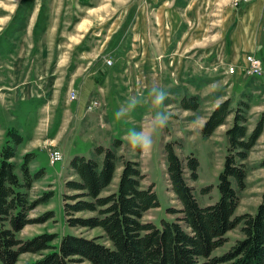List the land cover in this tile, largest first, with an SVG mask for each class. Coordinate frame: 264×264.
<instances>
[{
	"label": "trees",
	"instance_id": "1",
	"mask_svg": "<svg viewBox=\"0 0 264 264\" xmlns=\"http://www.w3.org/2000/svg\"><path fill=\"white\" fill-rule=\"evenodd\" d=\"M34 6L35 0H21L11 26L20 21L18 30L27 28ZM41 15L42 9L34 28L37 38ZM250 102L248 93L236 106L229 97L215 106L202 125V135L211 137L233 115V122L225 133L227 153L218 176L219 198L213 203L202 205L191 184L199 178V159L194 154L182 158L175 150V142L165 143L169 190L181 204L179 209L168 208V212L181 213V216L162 218L160 225L144 221L145 214L159 207L160 202L155 184H143L147 174L141 169V163L120 153L124 145L122 139L115 138L110 146H96L89 156L75 154L69 161L64 183L66 224L72 228H101L104 234L87 237L68 233L62 236L59 244L55 243L59 236L56 233L43 232L26 239L18 237L27 225L54 218L53 211L42 217L30 216L32 210L50 201L54 191L32 197L34 184L43 177L44 170L31 169L35 152H27L20 163L16 162L23 136L8 130L0 154L1 264H19L25 253L41 256L23 264H71L73 261L92 264H264V190L254 212L236 214L240 192L247 185L246 160L264 131L263 119L249 131ZM200 105L198 95H187L181 100V107L186 110L198 111ZM260 166L264 167V159ZM210 189L211 186H207L201 191L208 193ZM80 213L92 214L78 215ZM236 228H240L242 236L225 252L215 254L228 242L227 233ZM102 238L109 243L101 241Z\"/></svg>",
	"mask_w": 264,
	"mask_h": 264
},
{
	"label": "rangeland",
	"instance_id": "2",
	"mask_svg": "<svg viewBox=\"0 0 264 264\" xmlns=\"http://www.w3.org/2000/svg\"><path fill=\"white\" fill-rule=\"evenodd\" d=\"M20 1L21 0H0V34L3 33L2 36H0V43H4L5 47L10 49L11 59H13L17 53H20L19 57H15L17 61H15V58L13 62L6 59L3 61L2 45H0V79L2 80L3 63L10 64V67H8L9 65L5 66L7 70H10L9 79L11 89L9 92H5L4 96H9L10 106H13L14 98L17 96L16 91L22 88L24 84H21V82L17 84L15 81L25 79L24 75L26 72L23 71V69L26 67V63L32 61H35V63L37 62L36 66H34L37 72H35V78L32 79L40 83V87L35 84V89L45 94L49 86V90L52 91L48 97L52 100V103L50 107L46 109L48 111L44 112L42 116V125L39 129L40 135L37 139H47L45 132L48 126L52 124L55 118L54 116H58V113L55 114V112H53V107L57 105L65 106L64 103L61 105L58 101L65 99L66 102L70 103V100L78 98L80 89L82 90L81 85H77V87L73 85V88L71 86L72 78H69V70L75 67L76 58L78 56L75 47L78 46L82 38H84V42L88 43V46H90L82 50L84 51V53H81L83 58H85L84 56L90 58L98 54L100 50H103L104 52L101 54L100 59L105 61L107 65H110L108 60H111L112 63L115 64L112 47L116 44H120L119 50H121L122 53L120 56H124V59H122V61H117L120 64L117 66L119 70L113 71L109 69L106 96L102 97L105 101L100 98L103 104H99L98 108L90 113L93 115L91 118L87 115L83 121L80 120V122L76 124L72 120V117L69 116V113L65 111L61 112L64 113V116L59 112V116L56 120L61 117L60 119L63 121V126L66 127V131L68 132V134H66L67 136L73 131H78V133L80 132L81 134L86 133L87 135L90 133L94 136V133L98 134V132L102 130L104 132L103 136L110 138L98 144L104 146L113 145L114 139L118 138L110 136L111 134L120 136L121 134L123 135L126 129H135L139 131L141 126L147 123L145 118L150 114L151 107L147 108L142 105L139 109V113L135 115L134 113L132 114V124L130 123L124 128L122 125H119L121 123H117L115 119V112L124 104V101L118 97V94L117 98L116 94H114L115 98L110 96V87L113 79H117L122 86H124V88H118L120 92L123 89L126 93L133 90L144 96L146 94L145 90L149 89L148 80L150 84H152L150 79L154 81V83L164 80L166 73L163 70L161 71L158 67V71H156L152 68V65H149L154 59V55L152 54L159 48L157 44L160 39L156 38L157 32L162 36L163 33L158 30L156 31L157 27L149 34L142 33L137 35L132 32V19L134 17V14L131 12L132 9H136L138 5L141 6L145 2L150 3L151 1V9L146 8V10L149 14H152L154 7H158L157 5L160 3V0H35L36 8L34 6L35 9H33L28 18L27 28L23 31L18 30L20 21L15 22L13 27L11 26ZM236 1L239 2L235 4ZM242 1L243 0H233V3L235 6L239 7ZM149 3H147L146 6H149ZM24 5L27 6V3L25 2ZM41 9H43L40 24L41 29L39 30V36L37 38L32 28ZM152 18L154 17H151L149 25L156 23ZM7 24L8 26H6ZM148 39H150V41H148ZM8 42L10 44H7ZM156 42L158 43L155 44ZM32 43L36 45L32 46ZM216 48L218 49V46ZM34 51H36L35 54H33ZM248 54L254 55L252 53H246L243 56V63H241L242 70L243 66L247 65L245 57ZM133 58H135L138 63H136V60H133ZM19 59H22L20 62L23 61V63H21L22 66L18 64ZM202 61H204V59H202ZM216 61L218 62L217 58L212 64L202 63L205 67L208 65L207 68H201L200 65L198 68L201 72L203 71V73L209 76L226 77L224 74H229V72H227L229 63H217ZM211 66L213 67L210 68ZM19 68L22 69L19 70ZM85 68L86 67L83 66L82 69H79V71L73 75V78L87 75ZM262 69L264 74V63L262 64ZM93 71L94 68L91 70L92 75L94 73ZM71 76L72 74L70 77ZM244 76L249 75L244 74ZM230 78L231 79L226 84L223 83V80L219 82L216 91H203L204 94H207L204 96L198 94L201 100L198 111L182 108V98L191 94L182 93L178 95V87L170 85L167 89L168 98L165 101L167 111L170 113V120L167 127L160 130L155 136L154 145L150 154L143 155L139 150L131 149L128 142L123 141L124 145L120 153L124 154L127 158H134L141 163V169L147 174L143 184L144 186H148L151 183L155 184V191L160 202L159 207L150 209L145 214L144 221L155 222L157 225H160L162 218L175 219L177 216H181V213L168 212V208L179 209L181 204L175 194L169 190L167 182L164 154V145L166 142H175V150L182 158L194 154L199 159V178L195 181H191V184L195 188V193L200 203L202 205H207L215 202L219 198L218 176L223 168L225 155L227 153V139L225 133L226 129L233 122V115H230L226 123L218 127L211 137H204L201 129L206 117L215 108L214 101L218 96L221 100L224 97L223 100L230 97L233 101V106H236L238 101L242 98L241 96L239 99V95L234 96L233 92H229V83L231 80H240V78L238 79V76ZM27 79L28 77L26 80ZM45 82L48 86L44 85ZM66 84L67 89H61L64 85L66 86ZM132 84H135V86H132ZM250 84H255L254 86L257 88H259V86L263 88L262 92H258L257 90L253 92L254 88H251L249 92L243 93V95L246 93L250 94L251 109L248 112L249 120L247 125L249 131H252L261 119L264 120V86L262 83L259 85L258 81L257 83L250 81ZM59 93L62 96L58 100ZM120 96H122V92ZM2 97L3 94L2 91H0V107L2 106ZM11 118H13L12 113H10V119ZM71 121L73 122L72 125H76L77 128H73L70 124ZM3 135L4 134H0V154L5 144V136ZM76 139L74 150L84 152L85 155L91 151L93 152L94 148L98 146L95 145L93 148L94 142L91 140L86 142ZM37 142L38 143L32 145V148L37 146L40 147L42 144L44 146H41L43 148L40 147L41 151L35 153V158L31 163V169L33 171L43 169L44 175L35 182L31 191L32 197L36 198L50 190L54 191V196L49 202L41 204L32 210L30 216L32 218L42 217L49 211H53L55 216L46 222L27 225L18 233V237L26 239L43 232L56 233L59 236L55 243L59 244L62 236L68 233H75L87 237L103 235L104 232L101 228H72L66 224L63 193L65 192L64 183L68 177L67 168L71 159V144L69 143V145H67L64 142L60 146L52 141L48 143L42 141ZM48 144L51 145L47 146ZM54 146L62 148L64 160L52 165L49 161V157L50 149ZM92 152L88 155H91ZM22 157L23 155L18 154L15 159L16 162L20 163ZM263 159L264 131L246 160L249 169L247 185L246 188L240 192V203L236 211L237 215L254 212L261 200V195L264 190V167H261L260 163ZM120 171L121 168L117 170V177ZM207 186H211V189L208 193H203L201 191L202 188ZM91 214L92 213H80L78 215ZM241 236L240 228L229 231L227 233L228 242L223 247L217 249L215 254H222L225 252L235 240ZM101 241L109 243L106 238H102ZM40 256V254L25 253L21 255L19 264L34 261ZM71 264L92 263L89 261H73Z\"/></svg>",
	"mask_w": 264,
	"mask_h": 264
},
{
	"label": "crops",
	"instance_id": "3",
	"mask_svg": "<svg viewBox=\"0 0 264 264\" xmlns=\"http://www.w3.org/2000/svg\"><path fill=\"white\" fill-rule=\"evenodd\" d=\"M159 2L160 3L157 5L158 7H154L152 14H149L146 10V8L151 9V1L150 3L145 2L141 6L138 5L136 9L134 8L131 11L134 14L132 19L133 34H149L153 32V29H156V27V31L158 30L163 33L162 36L157 32L156 38L160 40L158 41L159 43L156 42L155 44L158 43L157 46L159 48L152 54L154 55V59L149 65H152V68L156 71H158V67L166 74L164 80L160 82L154 83V81L150 79L152 83L150 84L148 80L149 89L152 86H159L167 91L168 87L172 85L178 87V95L188 93L191 95L199 94L204 96L207 94H204L203 91H216L219 82L223 80V83L226 84L231 79L230 77L238 76L240 80H231L229 83V92H233L234 96L239 95L240 99L243 93L249 92L251 88H254L253 92L256 90L262 92V87L259 86V88H257L254 86L255 84L251 85L250 81L255 83L258 81L259 85L262 83L264 86V74L261 77L253 78L244 76L241 63H243V56L246 53L256 55L261 58L264 63V0H243L239 7L234 5L233 0H160ZM147 3H149V6H146ZM152 16L154 17L152 19L157 24L154 23L153 25H149ZM36 22L32 28L33 33ZM6 26H8V24ZM2 34L3 33H1L0 36H2ZM84 41V38H82L78 46L75 47L78 56L76 58L75 67L69 70V78H72L71 86L73 87L74 85V87H77V85H81L82 90L80 89L78 98L70 100V103L66 102L65 99L59 100L62 96L59 93L58 103L61 105L64 103L65 106L57 105L53 107V112H55V114L58 113V116L59 112L64 116V113L61 112L67 111L76 124H78L80 120L83 121L87 115H89L90 118L93 116L90 114L91 112H87L86 110L88 103L94 97H100L102 99V97L106 96L108 71L109 69L113 71L119 70L117 66L120 64L117 61H122V59H124V56H120L122 54L121 50H119L120 44H116L112 47L115 64L112 63V65H107L105 61L100 59L101 54L104 52L103 50H100L95 56H91L90 58L84 56L85 58H83L81 53H84V51L82 50L89 45ZM148 41H150V39H148ZM7 44L10 43L8 42ZM0 45H2L3 61L6 59L13 62L15 57L20 56V53H17L16 56L11 59L10 49L5 47L4 43H0ZM35 45V43H32V46ZM217 46L218 49L216 48ZM35 52L36 51H34L33 54H35ZM216 58L218 60V62L216 61L217 63L227 62L235 65L237 72L235 74H224L226 77H217L206 75L203 71L201 72L199 70V65L201 68H207L208 65L205 67L202 63L212 64ZM134 59L135 58H133V60ZM202 59H204V61H202ZM20 60L22 59L18 60V64L21 65L23 61L20 62ZM15 61H17V58H15ZM136 63H138L137 60ZM36 64L37 62L35 63V61L25 64L26 67L23 69V71L26 72L24 75L25 79L15 81L17 84L20 82L24 84L22 88L17 89V96L14 98L13 106H10L9 96H4L5 92H9L11 89L9 79L10 70H7L5 66L9 65L8 67H10V64L3 63L2 80L0 79V91H2L3 94L2 106L0 107V134H4L5 141L7 139V131L11 129L23 136V143L18 148V154L24 155L27 152H39L41 151L40 147L44 145L42 144L40 147L37 146L32 148L33 144L38 143L37 141H42L44 143L52 141L60 146L64 142L67 145L70 143V154L72 156L75 153L84 154V152L74 150L76 138L86 142L91 140L94 142L93 148L95 145L101 144V141L110 139L103 136L104 132L102 130H98V134L94 133V136L90 133L87 135L86 133L81 134L79 132V134L78 131H73L67 136L66 134H68V132L66 131V127L63 126V121L60 119L61 117L56 120L58 117H56V115L54 116L55 118L52 124H50L51 126L49 125L45 132L47 139H37L40 135L39 129L42 125V116L44 112L48 111L46 109H48L52 103V100L48 98L52 91L49 90V86L46 82L44 85L48 86V90L45 94L35 89V84L40 87V83L32 79L35 78V72H37V70L34 69ZM83 66L86 67L85 71L87 75L73 78V75H75L79 69H82ZM212 67L213 66L210 68ZM92 68H94L93 75L91 73ZM21 69L22 68H19V70ZM71 74L72 76L70 77ZM27 77L28 79L26 80ZM132 86H135V84H132ZM110 88V96L115 98L114 94H116L117 98L118 94V97L124 101V104L129 96L138 95L136 91L132 90L131 92L133 93H126L123 89L121 90L122 96H120L121 92L118 88H124V86H122L117 79H113ZM61 89H67V84ZM149 89L145 90L146 94L144 97L146 99ZM223 99L221 100L219 97L216 98L214 106L223 101ZM142 105L147 108L151 107L150 102ZM142 105L136 108L133 112L134 115L140 112L139 109ZM10 113L13 114V118L11 119ZM131 116L130 118L121 119V121L117 120V123L120 122L121 124L119 125L126 128L128 124H132L131 119L133 118ZM72 123L71 121L70 124L72 125ZM75 127L76 125L73 126V128ZM128 131L129 130L126 129L123 135L121 134L120 136L116 134V136L113 134L110 136L114 138L118 137L124 142H127L124 137Z\"/></svg>",
	"mask_w": 264,
	"mask_h": 264
},
{
	"label": "clouds",
	"instance_id": "4",
	"mask_svg": "<svg viewBox=\"0 0 264 264\" xmlns=\"http://www.w3.org/2000/svg\"><path fill=\"white\" fill-rule=\"evenodd\" d=\"M167 98L168 92L163 87L152 86L148 90L147 99L142 94L129 96L125 104L115 112V119L121 120L130 117L139 105L150 102L151 112L145 118L147 123L143 124L139 131L130 129L124 137L131 149L139 150L143 155L150 154L155 136L167 127L170 120V113L165 104Z\"/></svg>",
	"mask_w": 264,
	"mask_h": 264
},
{
	"label": "built area",
	"instance_id": "5",
	"mask_svg": "<svg viewBox=\"0 0 264 264\" xmlns=\"http://www.w3.org/2000/svg\"><path fill=\"white\" fill-rule=\"evenodd\" d=\"M238 2L236 1L235 4H237ZM245 61H247V65L243 66V70H245V71H243V74H246V75H249V76H260V75L263 74V69H262L263 61H262V59L254 56V55L248 54L245 57ZM108 63H111V61L108 60ZM227 72L233 74V73L237 72V69H236L235 66L229 65L228 69H227ZM99 104L100 105L102 104V100H94V101H92L91 104L89 105V110H92V109L98 107ZM62 159H63V153H62V151L59 148L53 147L52 149H50V160H51V163L58 162V161H60Z\"/></svg>",
	"mask_w": 264,
	"mask_h": 264
}]
</instances>
